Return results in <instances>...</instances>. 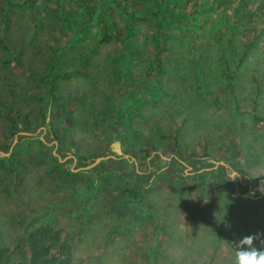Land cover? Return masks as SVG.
Instances as JSON below:
<instances>
[{
    "label": "rangeland",
    "instance_id": "374dc122",
    "mask_svg": "<svg viewBox=\"0 0 264 264\" xmlns=\"http://www.w3.org/2000/svg\"><path fill=\"white\" fill-rule=\"evenodd\" d=\"M19 1L18 6H9L12 1L0 0L4 3L0 4V33L4 20L9 24L10 19L12 54L11 64L0 63V117L14 100L24 101L20 110L27 112V125L39 122L45 112L46 127L59 131L61 143L54 141V153L58 146L63 148L65 157L58 154L60 164L76 169L77 157L91 160L108 155L115 141L137 167L155 153L169 161L177 139L182 157L206 151L211 161L232 169V177L238 174L235 168L245 169L247 180L248 174H264V0H250L244 9L247 15L237 21L223 15L224 10L218 14L216 9H197L185 17L180 12L177 19L165 22L164 43L154 39L152 27L161 17L148 7L152 0L148 4L139 0L133 12L129 10V17H139L130 29L134 39L123 35L122 24L128 21L125 6L136 0H105L110 7L102 20L98 21L99 9L86 10L83 21L74 20L73 31L61 28L65 20L59 14L60 0ZM170 4L166 0L167 8ZM43 8L49 16L42 15ZM93 21L97 22L94 27ZM109 22L119 23L115 43L108 41L105 26L111 29ZM220 25L227 31L221 39ZM79 36L85 38L83 48L90 47L84 51L88 56L98 52L83 75L78 67L88 64L77 60L81 49L67 47L68 38L79 40ZM227 38L233 39L231 45ZM103 39L107 41L100 42ZM229 49L235 60L229 59L224 69ZM127 52L135 73L126 75L121 59L123 72L117 74L119 67L112 58L120 59ZM158 63L161 73L152 84L148 74ZM48 69L58 73L49 102L45 97ZM14 86L20 96L9 94ZM38 89L42 98L30 97ZM36 134L19 132L22 138L14 146L22 144L21 148L10 165H0V264H44L43 260L33 262L28 249L30 242L41 237L39 229L50 236V264H234L237 241L256 234L264 239V192L252 202L211 198L196 176L199 172L185 170V180L160 176L147 187L142 194L143 211L121 197L124 184L113 176L97 190L82 192L87 198L94 194L93 199L74 197L81 180L61 179L48 171L50 164L32 149L30 141ZM11 146L12 142L9 150ZM58 246L63 251L57 254ZM254 246L264 249L260 240Z\"/></svg>",
    "mask_w": 264,
    "mask_h": 264
},
{
    "label": "trees",
    "instance_id": "16d2710c",
    "mask_svg": "<svg viewBox=\"0 0 264 264\" xmlns=\"http://www.w3.org/2000/svg\"><path fill=\"white\" fill-rule=\"evenodd\" d=\"M12 2L9 3V6L11 5H17V3H20L19 0H10ZM32 2V0H30ZM139 0H136V2H131L130 6H125V12L127 14V23L122 24L123 28V35L128 34L132 39H134L136 36L133 35V30L130 31L131 28H134V26L137 24L136 20L139 19V17L132 18L129 17V10L132 11L134 9V5L139 4ZM147 0V4H148ZM173 4H170L169 8L166 7V0H152L154 3L153 5L148 7H151L152 13H157L159 21L153 24L152 30L155 31L154 39L159 40L160 42H165L164 33L166 31V23L169 19H177V16L180 12L184 13V17L189 16L190 13L198 11L199 12L207 11L213 12L216 9L218 14L220 13L219 10H224L223 15H228L227 18H232L234 21L239 20L241 16L247 15V12L244 11L246 9V6L249 5L250 0H211V3L206 2L205 4L197 3V2H191L190 5H186V3H182L179 0H169ZM255 3V1H253ZM251 2V3H253ZM253 3V4H254ZM4 4V3H0ZM168 5V4H167ZM186 5V6H185ZM57 6V4H56ZM55 6V7H56ZM254 6V5H253ZM110 7L105 3V0H60L59 3V14L60 17L64 18L65 20V26L63 23L61 24V28L64 27L63 30H67L66 28H72L74 27V20H80L83 21L84 14H87V11L96 12L99 9V15H98V21L103 19V13L104 11ZM250 7V6H249ZM168 9H173L169 13ZM87 10V11H86ZM133 12V11H132ZM130 12V13H132ZM46 14L49 16L48 11L43 8L42 9V15ZM55 12V16L59 15ZM213 14V13H212ZM216 18L218 16L217 13ZM82 15V17H80ZM241 15V16H240ZM52 16V17H55ZM160 16V17H159ZM62 18V19H63ZM130 18V19H129ZM220 18V17H219ZM225 18V17H224ZM155 20V19H154ZM216 20V25L219 24L218 19ZM5 23L2 25L3 29H1L0 33V55H6L9 56L6 60L0 58V63L2 65H9L11 64V61H9L10 57H12L11 50H10V41L11 38L9 37L8 33L9 31V24L10 19L4 20ZM27 21L26 23H28ZM126 22V21H125ZM92 26L94 27V24H97L96 21L91 22ZM111 25V29H108V27L105 26L106 30L109 31L110 39L108 41L110 43H115L119 33L121 31L119 29V23L117 22H109ZM107 25V24H105ZM215 28V27H214ZM30 29H36L33 26H30ZM37 30V29H36ZM93 31L95 29L93 28ZM217 31L221 33L222 37L226 35V32L224 27L222 25L217 28ZM92 32L89 30V35ZM65 34V32H63ZM76 35H79L78 32ZM79 40H72L71 38H68L67 41L69 42L67 44V47L74 45L76 48L81 49L80 53L77 56V60L81 61L83 60L85 63H87V66H81L78 67V69L82 72L80 74L83 75L85 69H89V66L91 65V59L93 60L95 57H97L98 52L97 50L94 53H90L89 56L84 51H90V47L83 48L85 44L82 43L85 38L83 36H79ZM91 39V38H89ZM232 38H227L226 41L231 45L232 44ZM107 39H103L100 42H105ZM112 41V42H111ZM130 41H128L129 43ZM65 43V42H64ZM228 46V45H227ZM249 45L246 48L248 50ZM131 52H127L125 54H122L121 58L118 59V57L112 58V61L115 62V64L119 67L117 74H120L121 69H123V65L121 64V59H124L125 62V69L124 72L126 75H133L135 73V67L130 66V59L131 55L128 54ZM9 54V55H8ZM86 54V55H85ZM97 55V56H96ZM51 59H53V56L51 54ZM235 57L231 50L227 52V55L224 59V69L226 68V65L230 64V61L233 60ZM235 60V59H234ZM84 63V64H85ZM78 64V62H77ZM121 66V68H120ZM24 69H27L24 67ZM69 69V68H67ZM161 65L158 63L157 66H155V69L148 74L149 79L151 80L152 84L157 83V75L161 73L160 71ZM27 71V70H26ZM29 71V70H28ZM68 72V71H67ZM47 78H50V84L48 85V89L45 91V97L46 101L49 102L48 99L53 97H50V95L53 94V85L52 81L54 77L58 75L56 71L53 69L46 70ZM33 76V75H32ZM85 76V75H84ZM120 77V76H119ZM14 84V82H10L8 85ZM228 86L230 89L233 88V81H232V74L230 73L228 75ZM14 94L15 96H20L21 93L19 92V89L17 86L13 87V90L9 91V94ZM32 96L38 98H42V89H38L35 91V94L32 92ZM50 97V98H49ZM1 102V101H0ZM24 104V101H22V104H18L14 101H11L10 104L6 108V114H2L3 116L0 117V119H4L3 124L0 123V151H4V153H10L8 157H0V165H10L12 163L13 156H15L18 152V150L21 148L20 145L14 146L10 151L8 149L9 145L13 140L17 138H22V136H18L19 132L26 131V132H33V134L37 133L35 137L31 138V144L32 149L40 155L41 158L45 161L46 164H50L48 166V171L53 175L57 176L59 174V178L63 179H80L81 180V188L78 190H74L73 194H75L74 197H80L83 199V197L87 200L89 198L93 199L94 194L91 196L89 195L88 198L83 195V191L85 189L90 190H97L98 187H100L103 184V181L107 179L110 176L116 177L120 179L123 184L124 188L123 191H121V197L131 200V202L136 205V207L140 210H144V208L141 206L143 204L142 201V194L147 189V187L152 186L153 182L160 176H168L173 175L179 176L181 180H185L184 171L187 170V167H190L192 172H199L196 174L198 178L202 180V182L206 185L208 189V193L211 198H219L227 200L231 197L233 201H249L252 202L254 197H259L263 194V192L260 190L262 182H264V174L259 176H254L253 174L249 175V180L246 179L247 171L245 169L235 168L234 170L238 173L236 176L232 177L231 174L233 172L232 169L225 167L222 164L215 165V162L211 161V158L209 154L206 151H203L201 153H195V154H187V156L182 157L181 150H179V140L174 139L173 140V147L175 148V151L172 150L174 157L171 158L169 161H164L159 153H155L149 161L141 163L138 167L132 161V158H121L120 156H116L112 152L108 155L115 156V158H109L107 160H102L98 165L91 168L90 170L86 171H78L73 172L70 167H66V165H62L58 161V157L54 156L53 152L56 150L57 145L53 142H58V145L60 142V136L59 131H56V129H53L52 127H46L45 125V112L40 115L39 122H36L32 125H27V112L25 110H20L21 105ZM48 105V103H47ZM37 114V113H35ZM8 120L9 123L7 122ZM21 124V127H18V125ZM8 125V126H7ZM44 126L43 130H40L39 132H35L36 129H39ZM8 129V131H4L5 129ZM7 133L4 138H2V135ZM164 137V136H163ZM24 143V142H23ZM57 149V154H59L61 157H65L63 153V148L61 146ZM159 149V148H158ZM158 151V150H156ZM182 156H181V155ZM105 155V156H108ZM104 157V155H98V157ZM176 156V157H175ZM180 156V157H179ZM178 158V159H176ZM50 161V162H49ZM94 161V159L88 160L87 157H77L76 158V169L88 166ZM68 162H73L72 159L68 160ZM186 165H184V164ZM13 169L19 170V167H13ZM14 177L16 179L20 178V174L16 172L14 174ZM55 182V178L52 177ZM262 179V180H261ZM56 181L58 185L61 187L62 184L59 183V179L56 178ZM61 182V181H60ZM187 183V181H185ZM170 185V184H169ZM253 194V195H252ZM244 196V198H243ZM118 204V203H117ZM119 206V205H118ZM86 213V212H85ZM40 233L41 237H37L38 240L30 242L28 245V249L30 251V257L33 260V262L36 261H44V264H50V260L48 259L49 250H52V247L50 248L47 246V240L50 238L49 234H45L42 229H39L37 231ZM33 240V238H32ZM63 250L58 246L55 250V253H61ZM48 252V253H47ZM58 256V255H57ZM36 264V263H34Z\"/></svg>",
    "mask_w": 264,
    "mask_h": 264
},
{
    "label": "clouds",
    "instance_id": "9594fccd",
    "mask_svg": "<svg viewBox=\"0 0 264 264\" xmlns=\"http://www.w3.org/2000/svg\"><path fill=\"white\" fill-rule=\"evenodd\" d=\"M260 190L264 192V182ZM256 240H260L261 245H264L261 234L245 236L235 243L234 264H264V249L254 246Z\"/></svg>",
    "mask_w": 264,
    "mask_h": 264
},
{
    "label": "water",
    "instance_id": "95a60500",
    "mask_svg": "<svg viewBox=\"0 0 264 264\" xmlns=\"http://www.w3.org/2000/svg\"><path fill=\"white\" fill-rule=\"evenodd\" d=\"M48 115H49V112H48ZM48 120H49V116H47V118H46V122H48ZM23 134H27V133H23ZM17 142V140L15 139V140H13V142H12V146L11 147H13L14 146V144ZM54 144H56L55 142H54ZM57 145V144H56ZM10 150H11V148H10ZM9 150V151H10ZM111 152L113 153V154H115L116 156H120L121 158H128L127 156H125V155H123V153H122V151H121V148H120V143L118 142V141H115V142H113L112 144H111ZM10 153H3V152H1L0 151V157H2V156H8ZM53 154L54 155H56L57 157H58V154L57 153H54L53 152ZM109 158H115V156H111V155H108V156H104V157H98V158H95L94 159V161L91 163V164H89L88 166H85V167H82V168H79V169H71L73 172H77V171H86V170H90L91 168H93V167H95L96 165H98L102 160H107V159H109ZM61 162L63 161V160H60ZM184 164V163H183ZM219 164H222V165H224L225 167H226V164L225 163H223V162H216L215 163V165H219ZM187 170H191V168L190 167H187ZM198 172H201V170L200 171H198ZM233 174H235V173H232V175ZM231 175V176H232Z\"/></svg>",
    "mask_w": 264,
    "mask_h": 264
}]
</instances>
